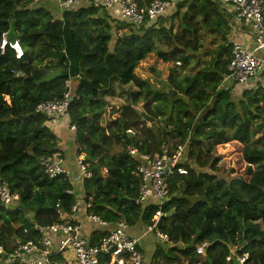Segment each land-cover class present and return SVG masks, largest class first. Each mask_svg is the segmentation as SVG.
Returning <instances> with one entry per match:
<instances>
[{
  "label": "trees",
  "instance_id": "1",
  "mask_svg": "<svg viewBox=\"0 0 264 264\" xmlns=\"http://www.w3.org/2000/svg\"><path fill=\"white\" fill-rule=\"evenodd\" d=\"M137 1L147 6L155 0ZM47 2L0 0V45L7 34L10 41L19 40L25 51L18 60L9 47L4 53L0 49V185L20 198L10 209L0 204V246L10 253L19 242H37L39 228L74 215L75 186L64 175L50 179L42 166L45 159L57 155L66 162L68 155L60 148L63 139L36 108L62 99L66 82L76 79V95L66 117L68 130L76 128L70 139L75 155L85 156L91 173L83 182L84 202L92 205L88 212L100 216L110 228L123 220L130 228L140 224L146 229L162 212L156 229L170 242L159 239L153 257L156 264H229L231 246L240 248L239 254H250L246 264H264V130L257 129L264 116V90L245 91L237 99L236 85L223 84L232 59L233 14L214 0H179L155 21L133 26L89 5L65 10L58 19ZM174 19L180 20L175 33ZM119 27L134 32L113 38ZM208 36L218 39V46L203 55L211 56L210 61L183 79L171 69L167 92L154 89L140 75V66L158 45L172 43L175 48L169 53L159 50V61L170 62L178 55V62L187 66L191 58L183 55V49H202ZM115 83L136 86L140 92L133 105L144 100V111L156 120L140 138L128 136L129 130L146 127L138 111L105 100ZM173 91L179 95L173 97ZM230 141L243 145L237 151L244 164L236 169V162H230L233 178L197 173L186 162L188 175L171 177V199L164 206L136 204L141 182L135 171L140 158L129 154V146L154 154L166 143L177 147L189 142L187 156L199 163L203 160L201 167L217 172L224 155L212 160V149ZM194 197L198 200L192 204L188 198ZM96 231L93 243L106 234L103 228ZM203 244L205 254L199 261L197 248Z\"/></svg>",
  "mask_w": 264,
  "mask_h": 264
},
{
  "label": "built area",
  "instance_id": "2",
  "mask_svg": "<svg viewBox=\"0 0 264 264\" xmlns=\"http://www.w3.org/2000/svg\"><path fill=\"white\" fill-rule=\"evenodd\" d=\"M39 1H53L61 10H70L78 5L96 6L108 11L116 9L120 20L133 26L155 21L172 11L179 2V0H155L147 6H141L137 0ZM214 1L233 14L235 24H244L253 33L254 48L231 42L232 59L228 65V74L223 81L224 85H247L264 70V57L260 55L261 52L264 53V0ZM118 36L123 37L120 34ZM8 47L14 51L16 59L21 60L25 56L20 41H10L8 35L4 34L0 49L4 53ZM177 64L181 65V62ZM77 85L76 79H69L65 84L66 92L63 98L39 104L36 113L47 116L52 122L66 117L69 106L76 95ZM70 129L72 132L76 130L75 127H70ZM128 136L136 137V130H129ZM188 144L189 142L176 147L169 143L162 146L161 152L154 154L140 153L136 147H128L130 155L140 158V164L135 171L141 182L136 204L155 203L162 207L171 199V177L175 174L188 175V170L184 167L187 162ZM84 160V155L75 157L73 168L57 155L52 159H45L42 166L50 179L62 175L67 176L77 190L79 185L83 188L84 179L91 177ZM73 170L77 173L76 178H73ZM70 193L74 194L75 191ZM83 198L84 191L82 197L77 198L78 203L72 208L74 213L72 217L62 216V222L39 228L37 242H19L10 253L0 246V264H145L144 255L140 249L141 240L130 235L128 223L121 220L110 228V225L100 216L88 212L92 205L85 203ZM19 200V196L11 194L7 186L0 185V204L3 207L10 209L16 206ZM81 208L84 209L85 218L89 222L106 230V234L95 243L92 242L94 236H85L82 224L74 218ZM162 216L163 213L159 212L154 217V225L147 228V233L156 231V237L161 242L169 243V237L156 229ZM205 248L206 244L198 246L199 256L205 254ZM240 250L237 246H231L226 261L229 264H246L250 259V254L248 252L239 254Z\"/></svg>",
  "mask_w": 264,
  "mask_h": 264
},
{
  "label": "rangeland",
  "instance_id": "3",
  "mask_svg": "<svg viewBox=\"0 0 264 264\" xmlns=\"http://www.w3.org/2000/svg\"><path fill=\"white\" fill-rule=\"evenodd\" d=\"M46 6L51 10V13L53 14V16L55 18H58V19H60L62 17L63 12L65 11V10H61L59 7H56V3L53 1L47 2ZM110 15L116 21L122 22L120 20V18L115 16L114 14L111 13ZM179 25H180V20L174 19V26H175L174 33L179 30ZM118 29L119 30L115 29L113 31V33H112L113 38H114V35L116 36V34H120L122 36H128L130 34V32L133 31L132 28H120L119 27ZM202 33L204 35L209 34V32L206 33V30H203ZM217 46H218V39L213 40L211 37L208 36V38L205 40V46L202 49H200L196 52H192V51L183 49L184 50L183 55H185V56L187 55L191 58L190 64L185 66L183 64V62H181V65L177 64V62L179 61L178 55L173 56L171 58L170 62H165L163 60L159 61L157 59L156 54L159 50L162 52H167V53L175 50L172 43H163L161 45H158L159 49H157L151 56H149L142 63V65L139 68V73H140V75H142V77L144 79H147L150 82V84L152 85V87L154 89L167 92L170 89L168 78H169V74H170L171 69H175L177 71L176 74L178 76H180L182 79L187 77V76H192V75L196 74L201 69V67H203L204 65H206L210 61L211 56H209V55L203 56L205 54V52L207 51L208 54H210ZM176 49H179V48H176ZM183 50H181V51H183ZM199 65H201V66H199ZM259 79H260L261 84L259 83L257 85H255V84L253 85V82H254L253 80L249 83V85H251L253 90H258L259 88H261V91H262V89L264 90V86H263L264 75L259 76ZM261 91H259V92H261ZM139 92H140V90L136 86H134L133 84L128 85L126 87H122L118 83H115L113 86V91L105 95V100L110 105L115 106V107L130 105L134 109L140 110L143 108V106L145 104L144 100H141L138 105H133V97L136 94H138ZM242 94L239 93V95H237L236 98L237 99L242 98ZM173 95H174V97H176L179 94H178V92H174ZM146 128H151V124L147 123L146 127L141 128V129H135L138 136H139V137L137 136L138 138H140V136H142L144 134L143 131H145ZM256 138H258V137H256L254 135L253 140H257ZM211 142L215 143L216 141L213 140V141H210L209 143H211ZM167 144H169V143H166L164 145H167ZM242 147H243V145L237 141H230V142L220 144V145L215 144L213 149H212V156H211L212 160L215 158H220L222 155H224L223 157H221L219 159V165H218L219 169L217 172H212L210 170V167H205V168L201 167V163H203L202 162L203 160H201L199 163V161H196V157H193V159H192L190 156H187L186 161L191 165V168H193L197 173H210V174L217 176V178H219V179L230 180L231 178H233V176H231V168L234 167L233 163H230V162L232 160H234V162H236V169H237V166L240 167V166H242V164H244L242 158L240 157L239 152L237 151V149L242 148ZM68 154H70V153H68ZM29 217L31 218L32 215L30 214ZM149 234H152L151 236L157 238L155 233L150 232ZM158 241H159V239H158ZM156 243L157 242L154 241V244H156ZM147 258H149L148 261L151 260V262H152V259L149 257V252L146 254L145 260ZM199 258H200L199 260L203 259L202 256ZM199 264H204V261H202Z\"/></svg>",
  "mask_w": 264,
  "mask_h": 264
},
{
  "label": "crops",
  "instance_id": "4",
  "mask_svg": "<svg viewBox=\"0 0 264 264\" xmlns=\"http://www.w3.org/2000/svg\"><path fill=\"white\" fill-rule=\"evenodd\" d=\"M110 12L112 14H114L115 16L120 18L119 13L116 9L111 10ZM229 42H238L240 44L245 45L248 48H254L253 33H252L251 29L249 27L245 26L244 24H241V25L235 24L234 29H233L231 35L229 36ZM260 55L263 57L264 53L261 52ZM263 75H264V70L255 79H253V81H254L253 85L254 84L257 85L259 83L261 84L259 76H263ZM263 86H264V84H263ZM245 91L257 92V91H261V88H259L258 90H253L251 85H249V84H247V85H236L233 93H234V96H237V95H239V93L242 94ZM68 124H69L68 118L64 117V118L58 120L57 122H50L48 126L58 136L62 137L63 140L60 143V148L64 151V153H66L68 155V156H66V163H68V165L71 166L74 158L76 157V155H75L76 148H75V146L73 147V145H72L73 143H72V141H70V139L71 138L73 139L74 136H73L71 130H68ZM68 153H70L72 155V157H70V154H68ZM76 174L77 173L75 171L72 172L73 178H76V176H77ZM76 192L78 193L77 195H79V196L76 195L77 198L82 197V195H83L82 185L77 186ZM85 217H86V215H85L83 208H81L79 213L74 216V218L77 219V221L82 224L84 235L87 237H90L93 234V232H97L96 230L100 229V227L93 224L92 222H89ZM129 233L133 237L140 238V240H141L140 241V245H141L140 248L142 250V253H144L143 255L146 256V254L149 252V257L152 259V262H151V260L148 261L149 258H147L145 260V264H156L155 259L153 257H154L155 251L157 249V245L159 243L158 239L151 236L152 234L147 233L146 228L140 224H138L135 227L130 228ZM154 241H156L157 243L154 244ZM197 264H199V263H197Z\"/></svg>",
  "mask_w": 264,
  "mask_h": 264
},
{
  "label": "water",
  "instance_id": "5",
  "mask_svg": "<svg viewBox=\"0 0 264 264\" xmlns=\"http://www.w3.org/2000/svg\"><path fill=\"white\" fill-rule=\"evenodd\" d=\"M172 93H174V91H173ZM173 97H174V95H173ZM137 111H138V114L140 115V117H141L145 122L150 123V124L155 123V121H156L155 118L149 116V115L144 111L143 108L140 109V110H137ZM167 121H168V120L166 119V120H165V126H167ZM257 129H258V130H263V129H264V116L262 117L260 123L257 125ZM188 200H189L192 204H194V203L197 202L198 198H197V197H194V198H188ZM172 213H174V210H173L170 214H168V217H170Z\"/></svg>",
  "mask_w": 264,
  "mask_h": 264
},
{
  "label": "clouds",
  "instance_id": "6",
  "mask_svg": "<svg viewBox=\"0 0 264 264\" xmlns=\"http://www.w3.org/2000/svg\"><path fill=\"white\" fill-rule=\"evenodd\" d=\"M231 43V42H230ZM264 130V129H263Z\"/></svg>",
  "mask_w": 264,
  "mask_h": 264
}]
</instances>
